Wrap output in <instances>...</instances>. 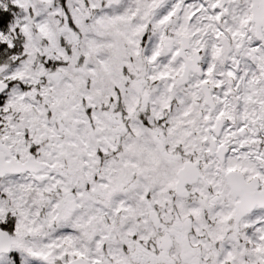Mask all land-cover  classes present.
Returning <instances> with one entry per match:
<instances>
[{
  "label": "snow or ice",
  "instance_id": "obj_1",
  "mask_svg": "<svg viewBox=\"0 0 264 264\" xmlns=\"http://www.w3.org/2000/svg\"><path fill=\"white\" fill-rule=\"evenodd\" d=\"M0 264H264V0H0Z\"/></svg>",
  "mask_w": 264,
  "mask_h": 264
}]
</instances>
